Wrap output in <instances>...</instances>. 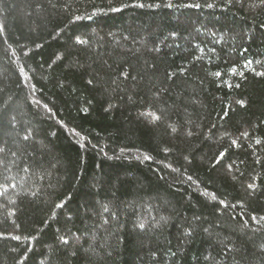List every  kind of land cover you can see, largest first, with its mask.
Listing matches in <instances>:
<instances>
[{
    "label": "trees",
    "instance_id": "1",
    "mask_svg": "<svg viewBox=\"0 0 264 264\" xmlns=\"http://www.w3.org/2000/svg\"><path fill=\"white\" fill-rule=\"evenodd\" d=\"M0 264H264V0H0Z\"/></svg>",
    "mask_w": 264,
    "mask_h": 264
},
{
    "label": "snow or ice",
    "instance_id": "2",
    "mask_svg": "<svg viewBox=\"0 0 264 264\" xmlns=\"http://www.w3.org/2000/svg\"><path fill=\"white\" fill-rule=\"evenodd\" d=\"M145 159H148L147 157H145ZM65 243H67V241H65Z\"/></svg>",
    "mask_w": 264,
    "mask_h": 264
}]
</instances>
